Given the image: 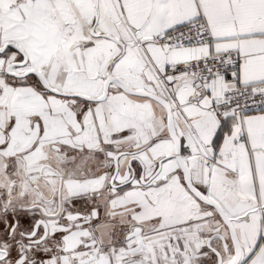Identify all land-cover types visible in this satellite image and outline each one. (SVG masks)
<instances>
[{
    "label": "snow or ice",
    "instance_id": "obj_1",
    "mask_svg": "<svg viewBox=\"0 0 264 264\" xmlns=\"http://www.w3.org/2000/svg\"><path fill=\"white\" fill-rule=\"evenodd\" d=\"M0 264H264V0H0Z\"/></svg>",
    "mask_w": 264,
    "mask_h": 264
}]
</instances>
